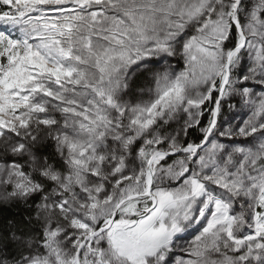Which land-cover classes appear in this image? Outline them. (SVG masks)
<instances>
[{
	"label": "snow or ice",
	"instance_id": "obj_1",
	"mask_svg": "<svg viewBox=\"0 0 264 264\" xmlns=\"http://www.w3.org/2000/svg\"><path fill=\"white\" fill-rule=\"evenodd\" d=\"M0 213V264H264V0H0Z\"/></svg>",
	"mask_w": 264,
	"mask_h": 264
},
{
	"label": "trees",
	"instance_id": "obj_2",
	"mask_svg": "<svg viewBox=\"0 0 264 264\" xmlns=\"http://www.w3.org/2000/svg\"><path fill=\"white\" fill-rule=\"evenodd\" d=\"M206 120H207V117H205V122H206ZM195 135H198V133H194L193 134V136H195ZM12 211L13 212H15V211H23V206H20V208H13ZM3 215H4L3 213H0V218H2Z\"/></svg>",
	"mask_w": 264,
	"mask_h": 264
}]
</instances>
